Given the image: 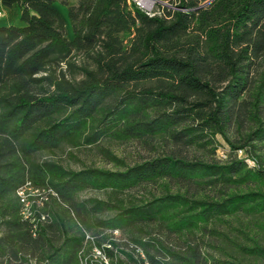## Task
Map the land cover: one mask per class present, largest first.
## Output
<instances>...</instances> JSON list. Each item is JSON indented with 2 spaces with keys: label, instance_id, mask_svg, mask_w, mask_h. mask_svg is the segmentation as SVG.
Returning <instances> with one entry per match:
<instances>
[{
  "label": "trees",
  "instance_id": "obj_1",
  "mask_svg": "<svg viewBox=\"0 0 264 264\" xmlns=\"http://www.w3.org/2000/svg\"><path fill=\"white\" fill-rule=\"evenodd\" d=\"M74 1L0 0L20 23L0 26V264H82L95 229L108 233L99 264H264V0H157L151 16L127 0ZM103 138L211 160L169 154L121 171L35 160ZM26 183L46 191L34 225L16 195ZM146 185L161 193L118 198ZM87 189L113 199L81 201Z\"/></svg>",
  "mask_w": 264,
  "mask_h": 264
},
{
  "label": "rangeland",
  "instance_id": "obj_2",
  "mask_svg": "<svg viewBox=\"0 0 264 264\" xmlns=\"http://www.w3.org/2000/svg\"><path fill=\"white\" fill-rule=\"evenodd\" d=\"M74 0H69V4H74ZM55 8L60 12L61 16L64 18L67 24L68 37L71 38L70 25L67 19L66 10L55 4ZM151 13L158 12L157 0L153 1L150 7ZM19 21L17 15L12 11H2L0 15V26L8 25H18ZM216 140L220 146H226L223 139L219 136ZM174 154L187 159L199 158L203 161L211 160V155L207 151L195 147H183L178 148L169 141L154 139L148 141L147 143L140 141H130L125 143H120L112 141L109 139H101L91 146L82 147H71L65 146L55 152V154L40 153L37 154L35 160L42 161H55L60 164L65 170L79 171L86 168H99L108 171H121L124 169L123 164L126 166H132L136 163H140L144 160H149L151 158H156L161 155ZM215 158L219 161H223L224 154L222 149H218L215 154ZM122 164V165H121ZM171 189L176 191L178 189L177 185H172ZM184 191V188L181 189ZM190 192H192L190 190ZM161 193L160 186L156 185H146L141 188L130 190L118 198L124 202H129L131 200H139L143 198H149L151 194L159 195ZM113 199L110 191H96L92 189H87L81 193L79 199L81 201L88 200H98V201H109ZM111 216L110 212L102 211L97 215L99 219H106ZM233 226H236V221H232ZM221 231H225L226 228L219 227ZM100 229H95L93 236L92 234H87L86 236V246L84 247L82 253V264H99L100 258L102 256V251L100 248L96 247L99 243L102 245V239L107 237V232H100ZM118 244V249L123 250L127 253H131L130 249L125 246L129 243L128 235L124 233H114L111 237ZM169 240L173 244H181L180 239L177 237H170ZM88 242V243H87ZM112 250V249H111ZM114 251V250H113ZM215 256H222L220 252L214 253ZM125 259L124 256H120ZM134 258L137 259L136 256ZM34 264V262H32Z\"/></svg>",
  "mask_w": 264,
  "mask_h": 264
},
{
  "label": "built area",
  "instance_id": "obj_3",
  "mask_svg": "<svg viewBox=\"0 0 264 264\" xmlns=\"http://www.w3.org/2000/svg\"><path fill=\"white\" fill-rule=\"evenodd\" d=\"M127 2L134 4L145 14L151 16L152 13L150 11L151 4L150 0H127ZM3 9H0V15L2 14ZM237 156L239 158H243L244 155L242 151H237ZM248 163L252 165V162ZM49 192V191H48ZM47 192V193H48ZM46 191H40L38 189H34L31 187L30 183H26L22 188H20L16 195L19 199V202L22 204L21 215L23 219L29 221L31 224H35L37 220L31 216V208L34 204H38V206H42L43 202L47 201ZM41 221L45 220L44 216L40 217Z\"/></svg>",
  "mask_w": 264,
  "mask_h": 264
},
{
  "label": "crops",
  "instance_id": "obj_4",
  "mask_svg": "<svg viewBox=\"0 0 264 264\" xmlns=\"http://www.w3.org/2000/svg\"><path fill=\"white\" fill-rule=\"evenodd\" d=\"M0 9H2V6H1V5H0ZM11 11H12L14 14L17 15V11H16V9H12ZM19 24H20V23H19ZM19 24H18V25H19Z\"/></svg>",
  "mask_w": 264,
  "mask_h": 264
},
{
  "label": "bare ground",
  "instance_id": "obj_5",
  "mask_svg": "<svg viewBox=\"0 0 264 264\" xmlns=\"http://www.w3.org/2000/svg\"><path fill=\"white\" fill-rule=\"evenodd\" d=\"M153 1H155V0H150V3H152Z\"/></svg>",
  "mask_w": 264,
  "mask_h": 264
}]
</instances>
